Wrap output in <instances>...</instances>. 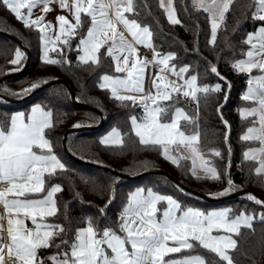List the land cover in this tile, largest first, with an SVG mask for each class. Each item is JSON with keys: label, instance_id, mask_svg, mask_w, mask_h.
<instances>
[{"label": "snow or ice", "instance_id": "obj_1", "mask_svg": "<svg viewBox=\"0 0 264 264\" xmlns=\"http://www.w3.org/2000/svg\"><path fill=\"white\" fill-rule=\"evenodd\" d=\"M235 2L191 0L194 9L208 14L213 46L218 29ZM54 4L67 10L73 19L58 15L56 24L46 22L45 16L53 11ZM159 6L167 13L170 24L181 23L173 0H167V4L165 0H159ZM0 7L8 10L25 28L40 33L44 64H69L63 53L65 47L71 49V40L77 37V50L82 53L78 59L84 65L98 66L104 48L106 56L113 62L114 72L124 75L105 74L99 87L110 89L111 96L117 101H131L133 105L139 103L143 107L139 121L136 116L130 118L139 143L161 148L164 158L177 166L190 154L192 174L197 179H221L219 170L209 164L200 150L197 117L189 115L178 105L194 103L198 111L201 99L207 100L210 94L220 93L222 86L220 83L213 87L200 86L198 75L185 76L189 72L188 66L177 70L175 65L169 64L175 59V53L162 55L156 50L150 26L142 25L135 18L141 14L137 0H0ZM250 7L254 8L251 18L261 22V26L247 34L243 43L250 47L242 52L246 59L233 62L232 68L248 74L247 90L242 99L250 101L252 106L240 114L244 119H253L242 139L258 141L260 147L246 151L244 157L258 160L255 173L264 183V0H252ZM34 10L42 14H36L33 19ZM86 22L87 31L82 33ZM137 46L151 49L152 59L141 58ZM50 52L59 53L60 58H51ZM23 56L24 53L17 48L10 63L19 65ZM149 65L158 71L151 78L152 88L146 91L144 84ZM254 69L260 74L252 75ZM211 72L225 80L230 89V82L220 76L215 66H211ZM38 86L33 83L25 92ZM0 91L17 95L7 88ZM54 126L52 111L41 105L32 107L29 113L19 112L0 121V183L8 185L0 189V207L4 209V214H0V264H46V260L50 264H234L230 251L237 249L235 237L242 235V228L255 231L253 215L243 212L234 215L230 208L202 211L184 207L171 195L158 194L151 188L146 194L143 188L129 193L115 226L106 225L101 229L94 224L92 217H87V225L77 228L71 241L61 239L66 234L65 227L48 223L46 219L59 212L55 196L63 189L59 184L46 189L45 176L67 171L53 153L51 140L47 137V131ZM100 143L122 145L123 139L121 133L113 129ZM212 154L221 156L219 150H213ZM197 159L200 160L202 176L197 174ZM227 184L228 187L218 195L236 190L230 177ZM247 198L264 204L253 194H247ZM162 203L166 206L158 207ZM98 211L103 214L105 209ZM5 216L7 243L3 241ZM26 220H30L34 227L28 228ZM259 220L264 222V213L260 214ZM58 239L59 244L56 243ZM53 247L57 249L54 254L47 258L40 255L41 250ZM197 248L214 253L218 260L206 261L202 255L194 254ZM185 250L190 254L165 259L169 254Z\"/></svg>", "mask_w": 264, "mask_h": 264}, {"label": "trees", "instance_id": "obj_2", "mask_svg": "<svg viewBox=\"0 0 264 264\" xmlns=\"http://www.w3.org/2000/svg\"><path fill=\"white\" fill-rule=\"evenodd\" d=\"M137 2L141 6V14L135 18L142 25L150 26L158 52L175 53V59L171 62L177 66L187 65L188 74L198 75V85L213 87L220 83L222 86L220 93L210 94L207 100L201 99L198 111L194 103L182 102L178 105L184 107L189 115L197 117L200 150L207 161L219 170L221 179H197L192 174L190 156L188 159H181L177 166L164 158L161 148L145 147L139 143L130 118L142 117L143 107L139 103L133 105L131 101H117L111 96L110 89L99 87L104 74H115L113 62L106 56L104 48L101 49V63L98 66L84 65L78 59L81 53L77 50V37L71 40V49L65 47L63 53L70 61L69 64H44L40 33L35 29L25 28L8 10L0 7V78L20 72L28 60V52L24 47L31 51L29 66L23 72L0 82V90L7 88L17 93L8 95L0 91V121L10 119L17 110L29 113L36 103L51 110L55 126L47 131V137L51 140L53 153L67 169L52 177L45 176L46 189L55 184L61 185L63 189L56 194L59 212L46 218L47 222L63 225L67 231L61 239L69 241L73 239L77 228L87 225V217H92L94 224L101 229L106 225L115 226L129 193L136 186H143L175 197L184 207L206 210L227 205L234 215L240 211L254 215L255 231L242 228V235L235 237L238 241L237 249L230 251V254L234 264H261L264 257V222L259 220V216L264 213V204L248 199L247 194H253L260 201L264 200L252 192L225 198L243 189H253L264 196V183L255 173L258 160H247L244 157L246 151L260 147L258 141L242 139L248 127L252 126L253 119H244L240 114L243 109L252 106L250 101L242 99L247 88L248 74L239 73L232 68L233 62L245 57L242 52L248 50V45L243 40L247 34L261 26V22L251 18L254 10L250 7L252 0H236L231 6L224 23L218 29L215 46L210 43L211 24L208 14L194 9L191 0H173L181 21L177 25L169 23L167 13L159 6V0H146V6L145 0ZM87 26L86 22L82 33H86ZM11 35L17 37L22 44ZM17 48L24 56L19 65H13L10 61L14 59ZM51 57L59 59L60 54L51 52ZM211 66H215L220 76L230 82V89L225 80L211 72ZM55 79L65 80L74 90L76 98H73L67 84L60 82L21 102L10 100L24 99L39 86ZM33 83H38L39 86L25 92ZM199 95L203 97V94ZM88 105L99 109L105 122L95 129L69 133L67 148L70 155L63 144L65 131L70 127L101 123L99 113ZM114 127L121 131L123 144H101L102 135ZM213 150H219L221 156L213 155ZM98 165L132 177L119 176ZM154 170L166 173H147ZM168 174L188 187L222 199L208 201L198 197L180 187ZM228 177L232 179L236 190L223 196L218 195L228 187ZM98 209L105 211L102 214ZM56 243L59 244L60 240H56ZM56 251L53 247L41 250L40 255L46 257ZM188 254L190 253L185 250L172 256ZM194 254L202 255L208 262L218 260L214 253L202 248H197ZM47 264L50 262L47 261Z\"/></svg>", "mask_w": 264, "mask_h": 264}, {"label": "water", "instance_id": "obj_3", "mask_svg": "<svg viewBox=\"0 0 264 264\" xmlns=\"http://www.w3.org/2000/svg\"><path fill=\"white\" fill-rule=\"evenodd\" d=\"M11 36H12L14 39H16L20 44H22V42H21L17 37H15V36H13V35H11ZM24 48H25V49L27 50V52H28V60H27V62H26V64H25L24 68H23L20 72H23V71L29 66L30 61H31V51H30L28 48H26V47H24ZM20 72H18V73H11V74H8V75L3 76L2 78H0V82H1L3 79H5V78H8V77L14 76V75H16V74H19ZM60 82H63V83H66V84H67L69 90H70L71 93H72L73 98L75 99V98H76V94H75L74 90L71 88V86H70L65 80H63V79H55V80H52V81H50V82H47V83H45V84L39 86V87L36 88L32 93H30L27 97H25L24 99H20V100L10 99V100H13L14 102H21V101H23V100H25V99H28V98L34 96L35 94H37V93L40 92L41 90H43V89L49 87L50 85L55 84V83H60ZM88 106H89L90 108H92L93 110H95L96 112L99 113V115L101 116V123H100L99 125H83V126L70 127V128H68V129L65 131V133H64V137H63V144H64V147H65L66 151H67L70 155H71V153L69 152V150H68V148H67V139H68V135H69V133L74 132V131H81V130H87V129H95V128H98L100 125H102V124L105 122L104 115H103V113H102L99 109H97V108H95V107H93V106H91V105H88ZM98 166H100V167H102V168H104V169H106V170H108V171H110V172H113V173H115V174H117V175H119V176H123V177H132V176H130V175H127V174L121 173V172H119V171H117V170H114V169H112V168L105 167V166H103V165H98ZM147 173H166V172L163 171V170H154V171H149V172H147ZM142 174L144 175V174H146V173H142ZM142 174H141V175H142ZM137 176H140V175H137ZM168 176H169V177H170L175 183H177L180 187H182V188L185 189L186 191H188V192H190V193H192V194H194V195H196V196H198V197L204 198V199H206V200H208V201H215V200H221V199H222V198H217V197H213V196L207 195V194L202 193V192H200V191H198V190H196V189H194V188L188 187L187 185L181 183L178 179H176V178H175L174 176H172V175H169V174H168ZM246 192H252V193H254L256 196H258V197H260L261 199L264 200V196L261 195V194H259L258 192H256V191L253 190V189H243V190H240V191L234 192V193H232V194L226 196L225 198L230 197V196H237V195H240V194H244V193H246ZM261 264H264V257H263V260H262V263H261Z\"/></svg>", "mask_w": 264, "mask_h": 264}, {"label": "crops", "instance_id": "obj_4", "mask_svg": "<svg viewBox=\"0 0 264 264\" xmlns=\"http://www.w3.org/2000/svg\"><path fill=\"white\" fill-rule=\"evenodd\" d=\"M52 8H53V11H51V12H49L48 14H46V16H45V21L46 22H48V21H50V22H52L53 24H56V17L58 16V15H65V16H67L70 20H72L73 19V17L70 15V13L67 11V10H61L59 7H58V5H52ZM36 14H42V13H39L38 12V10H34V16H33V19L34 18H36ZM138 47V49H139V52H140V56H141V58H144V55L142 54V52H141V47H143V46H137ZM248 48H249V46H248ZM82 54V53H81ZM164 54H167V53H164ZM43 55V53H42V50H41V56ZM163 55V54H162ZM49 56L51 57V52L49 53ZM52 58V57H51ZM169 64L170 65H175V64H173L171 61L169 62ZM176 66V68H177V70L180 68V67H183V66H187V65H183V66H177V65H175ZM158 71V69H156V68H153L151 65H149L148 66V68L146 69V72H147V76H146V79H145V84H144V87H145V90L147 91L148 89H151L152 88V76H154L155 75V73ZM105 75V74H104ZM107 75H113V76H115V75H124V74H117V73H115V74H107ZM191 75H194V74H188V73H186L185 74V76L186 77H189V76H191ZM172 79H175V77H171ZM100 83H102V80H101V82ZM198 83V82H197ZM152 91L154 92L155 90L154 89H152ZM121 94H124V93H121ZM36 105H40V104H38V103H36V104H34L32 107H34V106H36ZM31 107V108H32ZM179 107H182V106H179ZM184 108V107H183ZM45 110H47V109H45ZM186 110V109H185ZM187 111V110H186ZM19 112H24L23 110H17V111H15L14 113H13V115L14 114H16V113H19ZM25 113V112H24ZM137 117V116H136ZM138 118V121H139V117H137ZM113 129H116V130H118L120 133H121V131L117 128V127H114V128H112L111 130H109L108 132H106L104 135H102V137H101V140L103 139V138H105L106 136H109L110 135V133L112 132V130ZM121 137H123V135H122V133H121ZM123 139V138H122ZM177 154V153H176ZM180 155H184V153H179ZM56 155V154H55ZM57 156V155H56ZM57 158L59 159V157L57 156ZM61 161V160H60ZM55 185H57V184H55ZM54 186V185H53ZM8 187V185L7 186H1L0 185V189H4V188H7ZM29 198H36V197H29ZM55 199H56V196H55ZM192 208H199V207H192ZM199 209H202V208H199ZM202 210H205V209H202ZM206 210H208V209H206ZM0 214H4V209L2 208V207H0ZM4 232H3V241H4V243H7L8 242V237H7V216H5V219H4ZM25 223H26V226L28 227V228H33L32 227V223H31V221L30 220H26L25 221ZM85 227V226H84ZM214 235L215 234H217V233H213ZM220 234H223L222 232L220 233ZM50 255H52V254H50ZM49 256V255H48ZM48 256H46L45 258H47ZM182 256H172V254H169V256L168 257H166L165 259H174V258H181ZM46 264H47V260H46Z\"/></svg>", "mask_w": 264, "mask_h": 264}, {"label": "rangeland", "instance_id": "obj_5", "mask_svg": "<svg viewBox=\"0 0 264 264\" xmlns=\"http://www.w3.org/2000/svg\"><path fill=\"white\" fill-rule=\"evenodd\" d=\"M165 4H167V0H165ZM173 7H174V4H173ZM175 8V7H174ZM175 11H176V9H175ZM176 16H177V18H178V15H177V12H176ZM179 19V18H178ZM251 32H254V31H251ZM249 46V45H248ZM250 47V46H249ZM241 59H246V56L244 57V58H241ZM258 74H260L256 69H254L253 70V72H252V75H258ZM246 90H247V88H246ZM246 90H245V92H246ZM244 110V109H243ZM246 134V133H245ZM258 148V147H257ZM252 149H254V148H252ZM190 157H191V155L190 154H188ZM205 158V157H204ZM206 159V158H205ZM207 160V159H206ZM210 165H212L211 163H209ZM213 166V165H212ZM195 167H196V169H197V173H200V174H203V172H202V170L200 169V160L199 159H197V161H196V165H195ZM138 188H143V189H145L143 186H136L135 188H134V190H133V192L136 190V189H138ZM146 190L147 189H145V194H146ZM154 192H157L158 194H161V195H169V194H167V193H163V192H160V191H155V190H153ZM173 197V196H172ZM174 199H176L175 197H173ZM177 200V199H176ZM178 201V200H177ZM166 206V204L165 203H162V204H160V205H158V207H160V208H163V207H165ZM227 208H229L227 205H221V206H217V207H214V208H210V209H208V210H202V209H199V208H195V209H199V210H202V211H209V210H222V209H227ZM241 212H243L244 214H246V215H252V214H250V213H247V212H245V211H240V212H238L237 214H235V215H239ZM254 216V215H253ZM171 244H172V242L171 241H169V245L171 246Z\"/></svg>", "mask_w": 264, "mask_h": 264}, {"label": "built area", "instance_id": "obj_6", "mask_svg": "<svg viewBox=\"0 0 264 264\" xmlns=\"http://www.w3.org/2000/svg\"><path fill=\"white\" fill-rule=\"evenodd\" d=\"M141 52L142 54L144 55V57H147L149 60L152 59V50L151 49H148V48H145V47H141ZM1 186H7V184H4V183H0ZM32 227H34V225H32Z\"/></svg>", "mask_w": 264, "mask_h": 264}]
</instances>
